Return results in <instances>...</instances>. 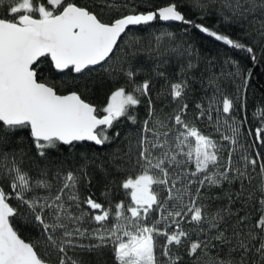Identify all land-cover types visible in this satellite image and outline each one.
<instances>
[{"label":"snow or ice","instance_id":"obj_1","mask_svg":"<svg viewBox=\"0 0 264 264\" xmlns=\"http://www.w3.org/2000/svg\"><path fill=\"white\" fill-rule=\"evenodd\" d=\"M192 32L228 51L204 56ZM251 65H264V0H0V264H264ZM98 83L102 106L86 98ZM121 122L136 126L124 148ZM85 144L116 149L57 155Z\"/></svg>","mask_w":264,"mask_h":264},{"label":"trees","instance_id":"obj_2","mask_svg":"<svg viewBox=\"0 0 264 264\" xmlns=\"http://www.w3.org/2000/svg\"><path fill=\"white\" fill-rule=\"evenodd\" d=\"M80 3H87L88 0H78ZM154 4L161 3L162 0H152ZM207 24L210 27H216L217 30L224 31L228 34H233V29L227 27L226 25L220 23L216 17H210L207 19ZM179 28L178 25H173L170 30L177 31ZM155 31V29H153ZM137 35H143L147 36V33H140L137 32ZM181 35H183L181 33ZM191 36V42L192 44L199 49V51L204 56H223L228 49L226 46L208 38L204 34H201L199 32H192L190 33ZM187 39V37H185ZM254 75L249 83L247 92H246V104H247V116H248V124L247 127H253L255 125V121L252 120L253 113L257 110V108L261 105H264V65L261 66H250ZM41 78L47 79L49 82L54 83L57 88L63 90V85L66 83L62 79L64 76L63 73H58L54 69L50 67V64L48 61H45L44 64L41 65ZM159 87V85H158ZM110 85L104 84L100 85L99 83L95 87V89L88 94L86 97L87 99H90L91 102L97 104L98 106H102L103 103L106 101L107 95L109 94ZM201 93L197 91L194 96H190L188 103L190 105V112H189V119H192V117L195 115V110L192 107L196 102H198L201 98ZM139 116H144V109L141 107L138 113ZM243 115L242 113L237 114V118L239 119L240 116ZM200 129L202 131H207L206 125L204 122H197ZM136 126H132L127 122H121L118 124V130L121 132V137L119 138V147L124 148L127 144V139L134 136V129ZM116 149V145L107 146L106 149H101L100 147H95L91 144H85L78 146V149H69L67 151H64L62 153H59L57 155L66 157L70 163H78L79 162V156H70L69 152H80L84 153L87 152L90 156L94 154H100V155H107L108 152L113 151ZM90 171H94V169H90ZM260 182V177H257L256 180L253 181L254 184H257ZM103 190L102 183L94 182L93 186L91 187L90 191L94 193V195L97 198L103 199L101 197V192ZM86 189L82 188V192L84 194H87ZM17 227L19 229V232L21 236L25 240H29L35 236V233L32 229L24 225L22 222H18ZM110 264V261H109Z\"/></svg>","mask_w":264,"mask_h":264},{"label":"water","instance_id":"obj_3","mask_svg":"<svg viewBox=\"0 0 264 264\" xmlns=\"http://www.w3.org/2000/svg\"><path fill=\"white\" fill-rule=\"evenodd\" d=\"M208 38H210V37H208ZM210 39H212V38H210ZM213 40V39H212ZM215 41V40H214ZM217 42V41H216ZM218 43H220V42H218ZM221 44V43H220ZM55 70V69H54ZM94 146V145H93ZM95 147H99V146H95Z\"/></svg>","mask_w":264,"mask_h":264}]
</instances>
